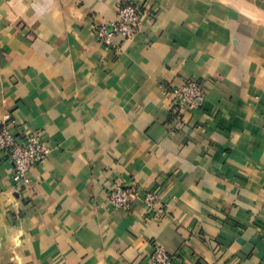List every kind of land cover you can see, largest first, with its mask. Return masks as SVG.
I'll return each mask as SVG.
<instances>
[{"label":"crops","instance_id":"1","mask_svg":"<svg viewBox=\"0 0 264 264\" xmlns=\"http://www.w3.org/2000/svg\"><path fill=\"white\" fill-rule=\"evenodd\" d=\"M129 1L140 30L107 49L94 29ZM192 80L205 101L177 111L169 90ZM9 114L49 154L19 185L0 156V264H150L156 246L264 264V0H0Z\"/></svg>","mask_w":264,"mask_h":264},{"label":"built area","instance_id":"2","mask_svg":"<svg viewBox=\"0 0 264 264\" xmlns=\"http://www.w3.org/2000/svg\"><path fill=\"white\" fill-rule=\"evenodd\" d=\"M148 8L134 2H126L117 12L110 24L97 25L94 29L96 40L107 49L115 47L116 38L124 41L133 39L140 30L144 15ZM152 16V14H151ZM172 103L177 111H194L202 106L207 90L199 81H188L179 87L169 90ZM14 123L11 114L6 115L0 122V156H5L13 166V179L17 184L28 182V175L33 166L42 162L49 150L38 136L29 135L24 138L16 137L10 130ZM136 194L123 185L115 187L109 195V201L115 210H127ZM157 197L148 194L144 203L148 210L161 215L165 210L156 205ZM150 264H176L174 256L160 246L154 247L148 257Z\"/></svg>","mask_w":264,"mask_h":264}]
</instances>
